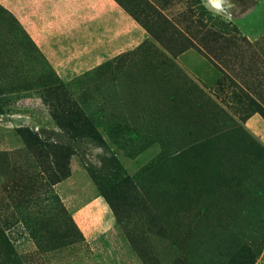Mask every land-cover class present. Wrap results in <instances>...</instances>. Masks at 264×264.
Wrapping results in <instances>:
<instances>
[{
    "label": "rangeland",
    "instance_id": "1",
    "mask_svg": "<svg viewBox=\"0 0 264 264\" xmlns=\"http://www.w3.org/2000/svg\"><path fill=\"white\" fill-rule=\"evenodd\" d=\"M136 1L134 13L156 35L143 27L139 49L75 81L87 82V112L106 142L75 141V160L98 177L111 170L110 156L119 160L133 198L127 226L145 242L148 264H224L237 245L264 236V160L250 144L264 150V0H201L215 21L188 0ZM25 39L0 9V264H100L107 239L131 245L123 225L105 233L102 220L113 215L100 216L104 200L93 201L95 184L74 163L65 189L89 214L67 215L51 169L15 130L68 141L32 85L51 72ZM106 86L119 97L107 99ZM261 254L253 264H264Z\"/></svg>",
    "mask_w": 264,
    "mask_h": 264
},
{
    "label": "crops",
    "instance_id": "2",
    "mask_svg": "<svg viewBox=\"0 0 264 264\" xmlns=\"http://www.w3.org/2000/svg\"><path fill=\"white\" fill-rule=\"evenodd\" d=\"M0 6L16 18L21 29L61 82L67 87L77 89L78 93L81 88L75 83L77 78L82 77L85 72L89 73L93 68L108 62L115 63L119 57L136 51L148 34L133 18L125 0H0ZM92 59L95 62L94 66L81 71L84 63ZM86 84L87 82L83 80L84 93L90 90ZM102 93L107 95L108 99L109 96L119 97L116 95L121 92H114L106 86ZM73 163L77 168L85 169L77 163L73 155L70 160V175L56 183L54 190L73 220L77 222L78 218L86 220L89 209L84 205H75L65 189L67 181L74 173ZM96 193L97 199L93 201L97 203L100 198L104 200L98 189ZM103 202L97 205L98 213L100 214V211L104 213L106 210L112 213L105 201ZM113 217L102 220L105 233L111 228L115 230L119 227L114 215ZM83 236L88 241L95 239L92 235L90 239L87 234ZM114 240L107 239L101 251L95 253L99 256L100 264H144L131 245L125 246L123 242L118 245Z\"/></svg>",
    "mask_w": 264,
    "mask_h": 264
},
{
    "label": "trees",
    "instance_id": "3",
    "mask_svg": "<svg viewBox=\"0 0 264 264\" xmlns=\"http://www.w3.org/2000/svg\"><path fill=\"white\" fill-rule=\"evenodd\" d=\"M188 1H190L192 5L198 6L202 14L211 15L209 16V18L215 21V17L211 14L209 10H207V8L204 6L201 0H188ZM125 2L130 8V13L133 16V18L137 20L142 27L150 31L152 35H156L154 31L156 29L153 28L154 29L153 30L149 22L140 19V17L136 13H134L133 8L135 7V5L136 6L138 5L137 4L138 2L136 0H125ZM0 9L1 11L7 13L9 16H12L13 20L15 21L16 29H18L20 32L23 33V35L26 38L25 41L27 42V44L35 48L39 53L38 49L35 47V45L30 40L28 35L21 29L16 18L2 6H0ZM147 13L148 12H146L145 14ZM161 15L162 14L158 12L156 15H154V18L158 20L159 17H162L164 19L162 21L163 22L165 21L166 23L167 19ZM220 24L226 28L228 26V22L225 23L220 21ZM7 27L8 26H6L5 29H7ZM14 30L15 29L11 31ZM229 30H233V29H229ZM190 37L194 39L192 36ZM207 47L208 46H205L206 49H208ZM39 55L41 56L40 53ZM41 58L43 59L42 56ZM110 63L111 62H108L106 63V65ZM106 65H100L98 68L101 69ZM47 67L50 69L49 72H51L52 74L51 73L50 75L42 74L38 79V82L32 85L36 86L35 88L38 89L41 88V93H42L41 97L43 98V102L45 101L48 103L47 100H49L52 103V109L50 112L51 116L53 117L60 131H62V136L68 141L64 142L63 140H59L58 138L57 139L43 138L41 135H39L38 132H36L29 126H19L15 130L17 134L20 136V138L23 140L26 152L36 157L40 163L46 165V168L51 169L50 174H48L49 182L54 187L56 183L65 179L71 173L70 160L71 157L74 154H76V148L74 145L75 141L88 138L98 143V145H105L106 142L103 138L100 129L98 128L97 125H95L94 117L92 116L91 113L87 112L88 110L91 109L90 108L91 100L88 99L89 96L85 94L82 89L80 91L81 94L78 93L81 99L77 98L75 96L76 94L75 95L71 94L69 89L66 88L63 82H61L58 76L53 72V70L49 66ZM57 86L59 88V91H56L55 89H51ZM52 90L56 92L55 98L48 97L51 96L50 94L52 93ZM87 104L89 106H87ZM2 110H3V106L0 105V113H2ZM250 144L251 147L253 145L252 148L255 151L256 159L259 162L260 161L263 162L264 160L263 147L258 143H255L253 140H250ZM234 159L235 158H233V160ZM108 161L111 170L109 172L105 171V174L100 177L94 174L89 167H85L84 165L83 166L85 167L89 176L95 183L101 197L104 199L105 203L112 211L119 226L123 225L125 235L128 238V241L131 243V246L135 249V251H137V254L142 259L144 264H148L145 258L146 253L148 251L146 245H144L145 242L144 244H142V238L139 236H134L133 229L127 226V223H129L127 221L131 219V215H130L131 207L128 203L133 199L131 195L132 193L130 192V190L128 191V186L130 185L129 179L126 175L122 177V174L124 173V169L121 163L119 162V160L114 155L110 156L108 158ZM56 195L67 215H69L72 218L71 214L67 211L59 195L57 193ZM81 236L82 238H84L82 234ZM263 249H264L263 235L256 242L254 241L252 242L250 241V239L246 240L245 242H242L241 244L237 245L236 249L233 250V252L228 255L227 260H225L226 262L224 261L225 263L224 262L223 263L253 264L256 258L262 253ZM178 262L180 264L186 263L183 258H179Z\"/></svg>",
    "mask_w": 264,
    "mask_h": 264
},
{
    "label": "built area",
    "instance_id": "4",
    "mask_svg": "<svg viewBox=\"0 0 264 264\" xmlns=\"http://www.w3.org/2000/svg\"><path fill=\"white\" fill-rule=\"evenodd\" d=\"M259 264H263L262 262H260Z\"/></svg>",
    "mask_w": 264,
    "mask_h": 264
}]
</instances>
